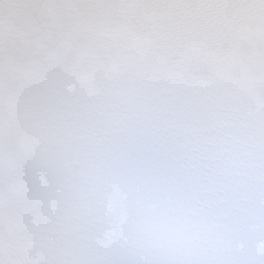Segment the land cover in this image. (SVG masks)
Masks as SVG:
<instances>
[{
  "label": "snow or ice",
  "instance_id": "obj_1",
  "mask_svg": "<svg viewBox=\"0 0 264 264\" xmlns=\"http://www.w3.org/2000/svg\"><path fill=\"white\" fill-rule=\"evenodd\" d=\"M0 264H264V0H0Z\"/></svg>",
  "mask_w": 264,
  "mask_h": 264
}]
</instances>
